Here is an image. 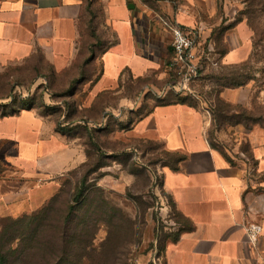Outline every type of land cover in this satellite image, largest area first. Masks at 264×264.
<instances>
[{"label": "crops", "instance_id": "obj_1", "mask_svg": "<svg viewBox=\"0 0 264 264\" xmlns=\"http://www.w3.org/2000/svg\"><path fill=\"white\" fill-rule=\"evenodd\" d=\"M99 5L102 31L94 10ZM236 13L226 0H0V65L38 59L56 76L88 84L90 103L109 94L123 107L136 99L130 82L147 81L158 89L155 98L172 90L168 23L199 29L200 40L213 36L219 67L250 60L252 31ZM245 93L242 85L224 88L221 96L242 103ZM206 122L201 109L166 102L151 105L124 129L130 138L159 142L183 156L160 170L179 217L164 235L151 239L148 233L135 264H152L155 256L163 264H264V130L248 131L252 159L243 160L212 145ZM0 144L12 152L3 161L19 171L18 181L0 177V216L41 208L87 159L81 143L35 107L0 114ZM250 223L262 226L255 240Z\"/></svg>", "mask_w": 264, "mask_h": 264}, {"label": "rangeland", "instance_id": "obj_2", "mask_svg": "<svg viewBox=\"0 0 264 264\" xmlns=\"http://www.w3.org/2000/svg\"><path fill=\"white\" fill-rule=\"evenodd\" d=\"M226 1L234 6L236 17L245 21L252 31L251 58L246 63L208 70L190 83L193 94L182 95L207 116L205 133L216 148L236 159L251 160L247 133L255 128L264 130V0ZM94 10L102 31L103 8L99 5ZM231 72L247 81L243 85L246 98L242 103H231L221 96L225 82L222 76ZM68 77L55 76L51 66L42 65L38 59L0 65V114L25 107L28 101L27 106L34 105L54 120L57 127H68L72 137L83 148L87 147L90 167L96 166L87 176L88 183L93 184L90 197H96L97 203L105 199L107 220L99 222L93 250L82 264H135L140 244L148 233L151 239L164 235L179 217L171 196L163 188L160 170L164 165H176L181 154L168 153L156 141L130 138L122 128L130 117L137 115L140 107L145 112L155 104L158 89L147 81L130 82L129 94H137L133 104L122 107L119 97L109 94L100 96L93 104L88 99V84L78 87ZM66 120L72 123L63 127ZM83 120L94 127L92 138L78 123ZM8 147L0 144V177L18 181L19 171L3 161L6 154L12 153ZM85 171L84 167L67 176L63 193L53 201L57 214L63 215L67 210L73 190ZM2 188L7 189V185ZM86 208L77 214L80 216ZM91 212L94 219L99 217L96 209ZM13 218L17 217L0 216V227ZM153 244L152 240L148 243Z\"/></svg>", "mask_w": 264, "mask_h": 264}, {"label": "trees", "instance_id": "obj_3", "mask_svg": "<svg viewBox=\"0 0 264 264\" xmlns=\"http://www.w3.org/2000/svg\"><path fill=\"white\" fill-rule=\"evenodd\" d=\"M239 20L241 19L236 17V21ZM211 39L215 44V49L219 51L214 37L212 36ZM40 62L42 65L47 64L42 61ZM52 72L56 76L53 68ZM222 79H224L225 82L220 92L226 87H238L247 83L246 80H240V76L234 72L222 76ZM77 80L78 79L72 80L71 84L77 83ZM182 94L184 93L172 89L165 96L156 97L155 104L183 102L193 106V104L187 100V97H184ZM28 103L29 102L26 101L25 107L17 108L11 112L5 111L2 115L14 114L21 109L35 107L34 105L27 106ZM141 108L142 107H140L135 117H130L128 122L123 125V129L129 128L135 118L144 114ZM71 123L70 120H66L62 126L65 127ZM78 123L87 130L88 136L92 138L94 127L89 126L86 120H83L82 123ZM56 128L63 134L70 137L74 136L68 127L60 128L56 126ZM85 150L87 159L81 164L78 170L85 167L86 171L83 173V178L80 183L76 184L73 190L72 200L67 204V210L63 215L57 214L53 208V201L58 199L63 193L62 187L60 192L48 201V204L33 211L31 214H25L21 217L17 216V218L11 219L9 223L1 225L0 264H82L84 257L87 256L90 250H93L92 245L98 230V224L100 221L107 220L104 216V205L106 201L102 198L100 202L97 203L96 197H90L91 186L93 184L88 183L87 176L96 170V166L90 167L89 160L91 155L86 146ZM182 157L181 154L174 166H177ZM101 166L103 165H99V167ZM86 206L88 209L86 208L85 211H82V214L79 216L77 213L81 212ZM94 209L100 212L99 217L96 219L93 218V213L91 212V210Z\"/></svg>", "mask_w": 264, "mask_h": 264}, {"label": "built area", "instance_id": "obj_4", "mask_svg": "<svg viewBox=\"0 0 264 264\" xmlns=\"http://www.w3.org/2000/svg\"><path fill=\"white\" fill-rule=\"evenodd\" d=\"M171 31V47L173 57L168 63L172 71V80L168 89L184 94H193L190 83L200 77L212 67L219 68V61L215 56V44L211 37L199 39V29H189L178 22L168 23ZM262 230L261 224L250 223L247 226L251 239H257ZM152 264H163L159 256L152 259Z\"/></svg>", "mask_w": 264, "mask_h": 264}]
</instances>
